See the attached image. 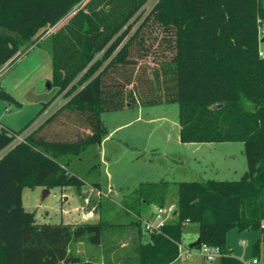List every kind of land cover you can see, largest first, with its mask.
Masks as SVG:
<instances>
[{"label": "trees", "instance_id": "trees-1", "mask_svg": "<svg viewBox=\"0 0 264 264\" xmlns=\"http://www.w3.org/2000/svg\"><path fill=\"white\" fill-rule=\"evenodd\" d=\"M147 1L0 0V68L54 27L50 84L69 96L0 157V264H114L70 250L85 236L100 245L102 221L38 223L23 189L81 190L83 180L61 157L101 142V114L164 102L179 103L181 142L241 140L247 169L234 180L178 182L176 216L159 232H146L141 220L169 203L171 183H141L125 205L138 216L137 234L121 264L172 263L189 222L199 227L194 247L219 246L221 264H247L231 255L226 236L264 231V0H157L142 14ZM30 124L1 130L0 152Z\"/></svg>", "mask_w": 264, "mask_h": 264}, {"label": "rangeland", "instance_id": "rangeland-1", "mask_svg": "<svg viewBox=\"0 0 264 264\" xmlns=\"http://www.w3.org/2000/svg\"><path fill=\"white\" fill-rule=\"evenodd\" d=\"M156 1L148 0L142 14ZM53 29L38 33L35 45L21 53L9 68L4 65L0 68V122L13 130L45 120L69 98L64 93L57 95L58 87L50 84L54 68L49 32ZM263 37L264 24L259 31L260 50L264 52ZM148 60L151 63V58ZM101 119L107 129L101 142L88 145L78 154L61 157L83 180L81 190L74 186L23 189V204L28 211H35L38 223L82 220L105 224L100 245L91 244L86 236L81 239L79 256L83 260L121 264L132 252L137 234L132 221L138 216L125 205L141 183L169 181L168 202L174 203L178 182L234 180L247 169L241 140L181 142L177 102L108 110L101 114ZM90 210L95 217L85 220L83 215ZM150 215L142 220L151 218ZM198 228L196 222L186 224L184 247L198 238ZM143 239L147 241L146 236ZM256 241L259 246L254 252ZM226 242L231 255L243 262L253 264L255 258L257 264H264V231L231 229ZM194 252L190 258L178 256L173 264H221V256L210 263L197 249Z\"/></svg>", "mask_w": 264, "mask_h": 264}, {"label": "built area", "instance_id": "built-area-1", "mask_svg": "<svg viewBox=\"0 0 264 264\" xmlns=\"http://www.w3.org/2000/svg\"><path fill=\"white\" fill-rule=\"evenodd\" d=\"M259 53L261 56H264L263 51L260 50ZM4 66H7V64H5ZM38 121L31 124L22 133L16 134L14 140L2 152H0V157L4 153H6L9 149H11L13 146H15L17 143L25 141L26 137L30 133H32L35 130V128L42 122V120L40 122ZM3 129L10 132L9 127H7L5 124L0 122V131ZM85 215H87V217L88 216L91 217L94 215V212L90 210ZM175 216H176L175 203L169 202L166 203L165 205H155L152 208L151 218L142 220L141 225L146 232H154V231L159 232L162 229V227L167 222L171 221ZM153 218H155L154 222L151 221V219ZM262 226L264 227V224ZM179 248H180L179 256L184 254L186 258H190L195 253L194 250L197 249V252L202 254L204 258L210 263H212L216 257L222 255V251L219 246L209 245L207 243H202L197 247H191V246L184 247V245L180 243ZM257 263L258 260L254 258L253 264H257Z\"/></svg>", "mask_w": 264, "mask_h": 264}, {"label": "crops", "instance_id": "crops-1", "mask_svg": "<svg viewBox=\"0 0 264 264\" xmlns=\"http://www.w3.org/2000/svg\"><path fill=\"white\" fill-rule=\"evenodd\" d=\"M19 58V57H18ZM17 58V59H18ZM7 67H8V65H7ZM6 67V68H7ZM2 123V122H1ZM7 126V125H6ZM10 128V127H9ZM66 199H68L67 197H66ZM86 213H84V215H83V218L86 220V219H88V218H90L89 216L87 217V215H85ZM91 217H95V214L93 215V216H91ZM61 222H64V223H83V222H88V221H82V220H80V221H78V222H72V221H61ZM145 237V236H144ZM84 238V237H83ZM197 240V239H196ZM195 240V241H196ZM194 241V242H195ZM82 244V240L80 239V240H77V241H75V242H73L72 244H71V246H70V250L74 253V254H76V255H78L79 256V254H80V251H81V249H80V247L82 246L81 245ZM192 244V243H191ZM100 263H103V262H100ZM174 263V261L172 262V263H170V264H173Z\"/></svg>", "mask_w": 264, "mask_h": 264}, {"label": "water", "instance_id": "water-1", "mask_svg": "<svg viewBox=\"0 0 264 264\" xmlns=\"http://www.w3.org/2000/svg\"><path fill=\"white\" fill-rule=\"evenodd\" d=\"M262 41H264V37H263V39H262ZM221 104H218V106H220ZM47 191V193H48V190H46ZM46 195V194H45ZM45 195H44V197H45ZM200 243V238L198 237L197 238V240L195 241V242H193L190 246L191 247H194L196 244H199Z\"/></svg>", "mask_w": 264, "mask_h": 264}]
</instances>
